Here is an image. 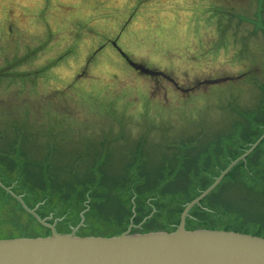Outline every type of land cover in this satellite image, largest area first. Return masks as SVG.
<instances>
[{"label": "rangeland", "instance_id": "1", "mask_svg": "<svg viewBox=\"0 0 264 264\" xmlns=\"http://www.w3.org/2000/svg\"><path fill=\"white\" fill-rule=\"evenodd\" d=\"M209 187L187 231L264 238V0H0V240L118 237L131 195L172 230Z\"/></svg>", "mask_w": 264, "mask_h": 264}, {"label": "water", "instance_id": "2", "mask_svg": "<svg viewBox=\"0 0 264 264\" xmlns=\"http://www.w3.org/2000/svg\"><path fill=\"white\" fill-rule=\"evenodd\" d=\"M128 66L141 75L163 73L132 62L118 50ZM229 78L205 81L219 85ZM0 264H264V239L230 232H186L121 236L112 239H48L0 241Z\"/></svg>", "mask_w": 264, "mask_h": 264}, {"label": "flooded vegetation", "instance_id": "3", "mask_svg": "<svg viewBox=\"0 0 264 264\" xmlns=\"http://www.w3.org/2000/svg\"><path fill=\"white\" fill-rule=\"evenodd\" d=\"M210 189H211V187H209L206 191H203L200 194V196L196 197L195 199H193L189 203H186L184 206L179 207L178 208L179 210L177 213V215L179 216L178 221L174 225L171 226V227H173L172 230H161V231H153V230H150L148 228V225L150 224L151 220L154 219V215L156 213L155 208L154 207L152 208V205L149 202L146 203L147 208H145V207L139 208L138 207L139 204L134 202L135 199L131 195L129 198V204L131 206L130 207L131 208L130 209L131 210L130 211L131 212V219L129 220V222L127 224L128 229L126 231L122 232L118 237L149 235V234H155V233L172 232V231L178 230L181 226L184 230H186L187 229V222L189 221L188 218L192 217L194 219L196 214L202 211V209L199 207L200 204H197L196 201L202 199L204 197V195L206 194V192ZM89 196H90V198H92L90 194H89ZM148 199L149 200H155V198H151V197H148ZM84 204H87V203L84 202ZM191 205H193V206H191ZM146 213L149 214V216H147ZM80 218L82 219V221H84L83 216H80L79 220H80ZM45 220H47V218ZM83 225H84V223L81 224V226H83ZM77 231L78 230L74 231V233L72 235H66V236H72L74 238H78V237H76ZM111 238H116V237H111ZM111 238H92V239H111ZM79 239H83V238H79Z\"/></svg>", "mask_w": 264, "mask_h": 264}, {"label": "trees", "instance_id": "4", "mask_svg": "<svg viewBox=\"0 0 264 264\" xmlns=\"http://www.w3.org/2000/svg\"><path fill=\"white\" fill-rule=\"evenodd\" d=\"M134 181L137 183V180L136 179H134ZM228 230H230V229H228ZM255 236L261 237V235H259L258 233Z\"/></svg>", "mask_w": 264, "mask_h": 264}]
</instances>
